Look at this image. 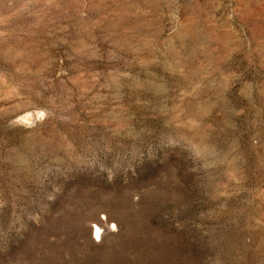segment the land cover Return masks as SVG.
Wrapping results in <instances>:
<instances>
[{"label":"rangeland","instance_id":"rangeland-1","mask_svg":"<svg viewBox=\"0 0 264 264\" xmlns=\"http://www.w3.org/2000/svg\"><path fill=\"white\" fill-rule=\"evenodd\" d=\"M0 264H264V0H0Z\"/></svg>","mask_w":264,"mask_h":264},{"label":"bare ground","instance_id":"bare-ground-1","mask_svg":"<svg viewBox=\"0 0 264 264\" xmlns=\"http://www.w3.org/2000/svg\"><path fill=\"white\" fill-rule=\"evenodd\" d=\"M28 117H30V116H27V118ZM94 230H93V232H94V234H95V236H100L101 235V229H100V227L99 226H97V225H94Z\"/></svg>","mask_w":264,"mask_h":264}]
</instances>
